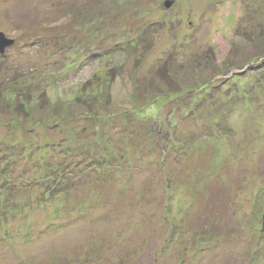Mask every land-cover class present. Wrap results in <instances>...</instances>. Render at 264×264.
<instances>
[{"label":"rangeland","instance_id":"374dc122","mask_svg":"<svg viewBox=\"0 0 264 264\" xmlns=\"http://www.w3.org/2000/svg\"><path fill=\"white\" fill-rule=\"evenodd\" d=\"M262 29L263 0H0V34L12 41L0 54V170L26 184L61 177L48 197L13 182L22 195L9 201H44L20 215L3 203L0 264H264V89L231 105L254 77L237 88L229 80L245 70L226 72L261 46ZM204 64L222 92L192 102L196 120L171 121L177 147L147 136L154 121L131 109L155 100L168 121L173 103L155 95L186 92ZM101 88L112 116L86 112ZM229 105L224 123L216 111ZM205 118L222 124L203 145ZM97 158L102 167L88 169Z\"/></svg>","mask_w":264,"mask_h":264},{"label":"trees","instance_id":"16d2710c","mask_svg":"<svg viewBox=\"0 0 264 264\" xmlns=\"http://www.w3.org/2000/svg\"><path fill=\"white\" fill-rule=\"evenodd\" d=\"M243 2L245 3L244 6L246 7L245 8L246 9V12L248 13V11H249L251 13V8H252V6L254 7L255 4L252 5L253 3L252 4H251V2L248 3L249 1L248 2L243 1ZM250 17L251 18H254L255 16H253V17L250 16ZM246 23L252 24V26H253V30L249 34L250 37H251V39H253V38H256V39L258 38L259 39V35L258 34L253 35L254 34L253 31H255V33L256 32L257 33L259 32L257 29H255V25L253 24V22L251 20H246ZM261 32H264V29H262ZM261 41H262L260 43L261 46L259 48H257V49L255 48L253 51H251L252 53L249 54V56H251V57L247 61L239 64V62H241L242 60L239 61V60H237L238 58H233L232 60H230V61H228L226 63V67L230 68L226 72H229L232 69H236V70H238V69L239 70L240 69L243 70L244 69L245 70L244 72L242 71V73H239V75H237V74L234 75L232 77V79L229 80V81H232L233 82V85L236 86L237 88H238L237 85H239V83H242L245 78L250 77L249 74L254 77V80L251 83H249V85H246L245 86L248 89H246L244 87L245 89L243 88V91L242 92L239 91V88H238V90H236V93H239L240 95H237L234 98L231 97V105L236 101V98L239 99L238 96H240L241 99H243L244 101L245 100H251L253 102V100L255 99V96H257L256 94H258V93H256L255 96H253L252 95L253 91L255 92V90H261L262 88L264 89V62L261 61V59L264 58V37L261 39ZM131 43H133V42H131ZM131 43L128 42V44H126L125 46L127 47V45H130ZM131 46H132V44L128 48H131ZM200 67H202V68H200ZM205 67H206V64H204V66L203 65L202 66L200 65L198 67V70L200 71V73H203V74L198 75L197 76L198 79L192 78L193 80L191 82H188L189 87H188V90L186 92H183L182 89L179 88L180 90H178V91L169 90L167 93H161V94L155 95L156 99H158V97H163V99L165 100V101H163V103H165V102H169V104L173 103V106H171V105H169V106L171 108H173L172 110H174V111L169 110L167 113L166 112L164 113V114H167V118H165V119H167L168 121L162 120L160 118V116L155 112V109L156 108L158 109L159 105L161 104V103H157V101H155V100L154 101H151L150 100V102L147 103V104H145V107H143L141 110L140 109H137V108L131 109V111H133L132 112L133 115H135L134 117H138V120H141L143 118H146V119L147 118H150L151 120L154 121L151 124L149 123L148 126H144L147 129H150L151 132H152V133H147V136L156 133L157 136H161L162 139H165L166 141L168 140L170 142V144H171L170 146L177 147L179 145V141H175V140L172 139V137H173L172 132L173 133H176L175 132L176 130H173L172 129V126L170 125L171 121L173 119H175L178 115L179 116H184L185 118H187V117L190 116L193 120H196V117H197V114H198V108H199L197 105H199L200 103L194 104L192 102L196 98H198V97L200 99V102H210V98H211L210 95L214 91L213 90L214 88H215V90H218L217 91L218 92L217 94H219L220 92H222V89L225 88V87L223 88L224 85L222 87H220L219 84L214 83V82H211L212 81L211 80L212 78L210 76H207V74H205L206 71H203ZM206 68H207L206 70L209 69V67H206ZM113 70L114 69H112V71ZM112 71H110V72H112ZM217 71H219V69H217ZM255 71H258L259 74L258 73H255ZM161 72L162 71L160 70L157 73V75L159 76V78H162L168 84H171L172 85L173 78H171V76L167 77L165 75V73L163 74V72L162 73ZM245 72L246 73L248 72L249 74H243ZM253 72H254V75L252 74ZM113 73H114L113 75H116L117 74V71H113ZM218 74H219V72H218ZM117 76L118 75H116V77ZM156 82H157L156 79H152L149 82H147V85H151L152 88H153V87L156 86L155 85V84H157ZM86 83H88V82H86ZM105 83L108 84L109 82L106 80ZM86 87L87 88H90L89 90H92L93 89V87H90V85H89V87L88 86H86ZM20 91L21 90H19V92ZM103 92L104 91H103L102 88L101 89H97L96 91H94V93H95L93 95L94 98L89 97L91 99V102L93 104L92 103L91 104L90 103L86 104L87 106H85V107L88 108V109H86L87 110L86 112L92 110V112L96 113V115H97V113L100 112L101 114H104L105 115L104 117H109V116L114 115L111 112L110 113H105L104 110L108 106H101L99 104V102H97V100H99V98H100V100H101V98H103ZM233 93H235V92L233 91L232 92V95H233ZM263 96H264V94H263ZM81 98L84 99L83 98V95L80 97V99ZM143 98H144V96H143ZM185 104H187V105H185ZM90 107H92V108H90ZM228 108H231V106L230 105L229 106H226L225 107V110L226 111L225 110H222L221 108H220L221 111H216L217 112L216 114L222 118V121L224 120L223 121L224 123H228V120L225 119V116L229 112ZM207 109H208V107H207ZM58 113H59V110H56V114H58ZM216 114L215 113L214 114L209 113V114H205V115H213L214 116ZM169 119H171V120H169ZM204 120H205V121H203L204 122L203 125L205 126L204 130H206L209 135L207 137H202L201 136L199 138V140H201V142H202L203 145H205V142H207V138L211 137V129H212L211 126L213 124H222V121L215 122V121H212V118H205ZM195 122L196 121H194V123ZM158 123L161 125L160 128H156V126L159 125ZM207 124H209V125H207ZM223 133H225L226 135H230L229 134L230 133V130L229 129H225L223 131ZM225 134H221V135H225ZM174 135H176V134H174ZM217 135L218 134L214 135L213 137L216 136V138H217ZM131 136L133 137L134 134H132ZM139 136H140L139 134H136L134 136V139L135 140L139 139ZM216 140L217 139H215V141ZM62 153H63V151L60 154H62ZM6 155H7L8 158L10 157L8 154H6ZM5 163H12V161L10 162L9 160L8 161L6 160ZM13 163H15V162L13 161ZM88 164H90V163H88ZM99 166L102 167V163H101V160L97 158L96 160H94L90 164V167L88 169H92L93 170L94 168L96 169ZM37 174H39V173H37ZM5 176H6V173L3 172V170H0V180L2 179L4 181V182H1L0 181V184H1V191H0V229H1V231L3 229H4L3 231H5V229L9 225V223L7 221L8 220L7 219V215H4V212H2V208H4L3 203H7V205H9V210L11 212H13L16 215H20V214H22L26 210L34 209V207L35 208H39L40 206L43 205L41 201H44V199H41V198H38V197L36 198L35 201H31V202H28V203H23V201H21L20 203L16 204V203H14L12 201H9V199L11 197H13L14 195H17V194L22 195V191L21 192L20 191H18V192L16 191L17 190L16 189L17 185L16 184H13V182H15V183L16 182H19V185H20V188L19 189L20 190H24L25 188H28V190H29L30 188H32L34 186V183H36V184L39 185V188H40L41 191L44 188L47 187L48 189L43 190V192H44L43 193V196H45V197L54 195L55 193H53L51 185L55 186V185L58 184V182H61V177H60V174L59 173H57L56 175H48L47 174L46 176H42V177H40V176L38 177L36 175V178H37L35 180L36 182L27 180L26 181L27 184L24 183L25 180L21 176H18L17 178H13L14 180H9ZM67 177H69V176H66L64 178H67ZM8 183H11L10 184V187L9 186L6 187L8 185ZM13 190H15V192H13ZM5 195H7V196H5ZM12 233L13 232H11L10 234H12ZM7 234L9 235V232H7V233H5V232H2L1 233L0 232V240L1 241L3 240L4 241V244H10L7 241V239H8L6 237Z\"/></svg>","mask_w":264,"mask_h":264},{"label":"water","instance_id":"95a60500","mask_svg":"<svg viewBox=\"0 0 264 264\" xmlns=\"http://www.w3.org/2000/svg\"><path fill=\"white\" fill-rule=\"evenodd\" d=\"M172 5V2L171 1H167V2H165L164 3V7L166 8H168V7H170ZM9 45H12V41L10 40H4V38H3V35H1L0 34V54L2 55V54H4V48L6 47V46H9ZM264 219V218H263ZM264 227V226H263Z\"/></svg>","mask_w":264,"mask_h":264}]
</instances>
